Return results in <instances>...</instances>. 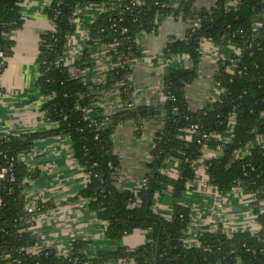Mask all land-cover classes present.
Instances as JSON below:
<instances>
[{"label":"trees","instance_id":"trees-1","mask_svg":"<svg viewBox=\"0 0 264 264\" xmlns=\"http://www.w3.org/2000/svg\"><path fill=\"white\" fill-rule=\"evenodd\" d=\"M131 1L51 0L46 9L53 29L40 38L38 87L46 99L41 108L44 119L55 123L57 128L19 137L0 136V152L17 158L16 180L0 182V198L4 203L0 211V264H11L14 259L20 264H264V215L258 208L255 213L262 227L260 232L227 236L221 231H205L199 246L188 247L185 240L191 211L181 204L188 183L195 179L194 164L202 158L205 147L223 150L222 157L206 161L212 184L222 192L241 185L255 194L257 202L262 198L264 147L253 145L250 153L240 159L236 153L264 136V28L259 30L255 24L264 14V0H240L230 11L226 7L233 0H215L212 7L202 9H197L193 0H182L176 5L169 0H146L144 6H133ZM22 3L23 0H0V75L13 55L15 42L11 36L24 25ZM92 3L103 4L105 12L88 25L89 43L112 46L109 56L118 64L101 83L85 82L82 77L73 76L62 62L56 64L65 54L68 37L77 30V10ZM166 17L200 23L195 32L188 31L184 40H174L166 48L165 55L171 59L188 55L191 67L172 69L164 79L166 105L172 114L156 133L147 164L146 187L138 193L124 191L118 187L121 164L113 136L120 125L128 122L135 124L137 133L142 132L147 112L136 106L134 90L129 88L133 64L142 55L138 37L153 31L158 26L157 19ZM205 39L230 44L237 52L231 60L219 63L216 80L223 89L221 96L193 111L184 90L198 78L200 46ZM90 55L86 50L73 66L82 71L90 68L94 65ZM234 64L238 68L232 70ZM118 85H123L125 110L108 113L96 106L102 92ZM89 109L93 115L87 118ZM106 121L107 125L99 128ZM232 121L233 139L217 141L214 134L227 131ZM196 124L199 130L187 139V133ZM205 133L211 138L202 140ZM56 134L70 137L75 158L89 175V182L77 199L85 200L89 209L108 223L109 238L121 240L140 230L146 232L143 245L136 249L120 247L96 257L85 241H76L68 257L51 249L38 253L22 251L33 248L35 240L28 232L31 225L25 213L27 185L23 181L29 174L19 156L30 150L37 139ZM170 157L182 163L178 179L161 172ZM6 162L0 155V168ZM166 194L175 202L171 219L154 210L156 196Z\"/></svg>","mask_w":264,"mask_h":264},{"label":"crops","instance_id":"crops-1","mask_svg":"<svg viewBox=\"0 0 264 264\" xmlns=\"http://www.w3.org/2000/svg\"><path fill=\"white\" fill-rule=\"evenodd\" d=\"M119 1V0H117ZM173 5L182 0H169ZM215 0H193L197 9L210 8ZM51 0H23V27L11 36L15 42L13 55L7 59V66L0 75V136H22L28 133H44L56 129L57 125L45 120L41 112L45 101L39 92L40 77L37 58L41 36L52 30L46 9ZM77 30L69 39V54L80 58L88 50L94 65L81 75L88 82L101 83L106 74L116 69L114 59L109 56L111 46L100 42L89 43L88 25L105 12L103 4L92 3L81 8ZM158 26L151 32L139 35L138 43L141 58L133 64L131 82L134 85V101L137 107L147 112L142 132L137 133L134 123L120 125L114 132L115 152L119 157L121 171L118 187L124 191L140 192L146 187L147 164L150 162L156 133L162 130L169 117L164 95V79L172 69H188L191 60L188 55L167 57L166 48L174 40L181 41L190 28L182 17L157 19ZM201 59L198 65L197 80L185 87V96L190 108L197 111L209 102L217 100L223 89L217 82L219 63L231 60L237 50L226 44H217L205 39L200 46ZM96 106L108 113L125 110L121 87L104 91ZM153 110V113H149ZM93 115L89 109L88 116ZM233 123L227 131L214 134L220 142L233 139ZM193 133L188 132L187 139ZM264 147V136L249 143L244 150L236 153L240 159L249 154L251 146ZM220 147H205L203 156L194 164L195 179L188 183L181 204L191 211V222L187 228L188 247L199 246L200 236L205 231H221L231 236L237 232L258 233L261 224L255 209L264 215V189L262 198L255 200L239 185L228 192H222L211 183L206 161L222 157ZM20 162L32 175V182L25 191L26 205L38 203L47 206L37 212L28 229L35 240L34 253L51 249L60 256L68 257L76 241L90 244L93 257L115 251L120 247L136 249L146 241V232L135 231L121 240L108 236V223L93 213L85 200L77 199L87 186L89 177L75 158L71 139L67 135H49L37 139L30 150L19 156ZM182 163L176 158H167L161 172L168 177H180ZM257 202V204H255ZM175 202L171 196L157 195L154 210L166 219L174 214Z\"/></svg>","mask_w":264,"mask_h":264},{"label":"built area","instance_id":"built-area-1","mask_svg":"<svg viewBox=\"0 0 264 264\" xmlns=\"http://www.w3.org/2000/svg\"><path fill=\"white\" fill-rule=\"evenodd\" d=\"M240 2V0H233V1H231L229 4H228V6L226 7V9L227 10H231L233 7H236L237 5H238V3ZM131 4L133 5V6H144V5H146V0H132L131 1ZM157 4H160V2H157ZM81 8H83V7H79V9L77 10V12H76V15L78 16L77 17V19H76V24H77V26H78V22H79V19L82 17V11H81ZM96 21V20H95ZM256 28H258L259 30L260 29H262V28H264V14L260 17V19H259V21L257 20L256 21ZM200 28V23L198 22V21H193L192 23H190V28H189V31H191V32H195L197 29H199ZM127 30H124V32H126ZM69 39H70V36L68 37V43L66 44V46H65V48H66V51H65V54H64V56L63 57H60L58 60H57V62H56V64H60L61 65V62H62V66H65V67H68L69 68V70H70V72H71V74L73 75V76H75V77H82L83 78V80L85 81V82H88V81H86L85 79H84V77L81 75L84 71H82V70H80V69H78L77 67H74L73 65H74V63H75V61L77 60V59H75L74 57H72L70 54H69ZM230 45V44H229ZM232 46V45H231ZM112 47V46H111ZM113 48V47H112ZM2 56V54L0 53V57ZM113 58V57H112ZM114 59V58H113ZM114 62H115V59H114ZM116 64V63H115ZM117 66H116V69H117V67H118V64H116ZM238 68V66H237V64H234L233 65V69L232 70H234V69H237ZM242 72L241 71H239V74H241ZM118 86H120L121 87V89H122V86L123 85H118ZM117 87V86H116ZM129 88H131L132 90H134V85H133V83L132 82H130V84H129ZM125 91H126V89H125ZM121 93H122V90H121ZM45 99V98H44ZM45 101H46V99H45ZM44 101V102H45ZM134 103H135V101H134ZM44 104V103H43ZM89 111V110H88ZM88 111L86 112V117L88 118ZM106 120H108V118H106ZM107 122L108 121H106L105 123H102V124H100L99 125V128H103V127H105L106 125H107ZM231 123H233V121L231 122ZM192 129H191V131H189V132H192V133H195L197 130H199V126L196 124V125H193L192 127H191ZM2 137V136H1ZM5 138V137H4ZM209 138H211V135L210 134H203V138H202V140L203 139H209ZM202 140H199V144H202ZM250 153V152H249ZM0 155H2L3 156V158L7 161L6 163H7V165L5 166V167H2V168H0V182H2V181H5L6 179H9L11 182H14L15 180H16V178H15V173H14V170H15V163H16V161H17V158H15L14 156H9L7 153H4V152H0ZM19 160H20V158H19ZM88 177H89V175H88ZM32 182V175H28L25 179H24V181H23V184H25V185H29L30 183ZM10 192H11V190H10ZM3 205H4V203H3V199L2 198H0V211H1V209L3 208ZM43 207L40 205V204H38V203H31V202H29L26 206H25V213H26V215H28L29 216V220H28V224H30V225H32V223H33V221H32V219H33V217H34V215L37 213V212H39L41 209H42ZM24 219H22V221H23ZM22 251H25V253H34L33 251H32V248H29V249H26V248H22ZM7 258H10V256H8ZM21 262L19 261V260H17V259H14L13 261H11V264H20Z\"/></svg>","mask_w":264,"mask_h":264},{"label":"water","instance_id":"water-1","mask_svg":"<svg viewBox=\"0 0 264 264\" xmlns=\"http://www.w3.org/2000/svg\"><path fill=\"white\" fill-rule=\"evenodd\" d=\"M149 113H150V114L153 113V110H149ZM171 114H172V112H171L170 110H169L168 114L166 113V115H167L168 117H170Z\"/></svg>","mask_w":264,"mask_h":264}]
</instances>
